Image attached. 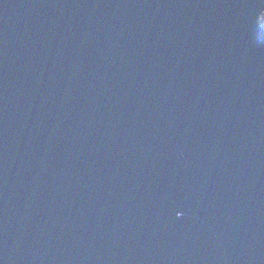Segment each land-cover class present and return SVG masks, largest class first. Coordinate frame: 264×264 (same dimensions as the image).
<instances>
[{"label": "water", "instance_id": "1", "mask_svg": "<svg viewBox=\"0 0 264 264\" xmlns=\"http://www.w3.org/2000/svg\"><path fill=\"white\" fill-rule=\"evenodd\" d=\"M264 0H0V264H264Z\"/></svg>", "mask_w": 264, "mask_h": 264}, {"label": "rangeland", "instance_id": "2", "mask_svg": "<svg viewBox=\"0 0 264 264\" xmlns=\"http://www.w3.org/2000/svg\"><path fill=\"white\" fill-rule=\"evenodd\" d=\"M258 23L264 27V11H262L258 16Z\"/></svg>", "mask_w": 264, "mask_h": 264}]
</instances>
